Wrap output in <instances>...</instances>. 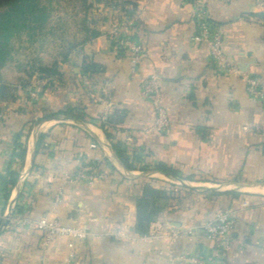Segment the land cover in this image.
<instances>
[{
    "label": "crops",
    "instance_id": "1",
    "mask_svg": "<svg viewBox=\"0 0 264 264\" xmlns=\"http://www.w3.org/2000/svg\"><path fill=\"white\" fill-rule=\"evenodd\" d=\"M205 3L240 73L217 69L206 47L193 40L189 0H95L88 25L99 35L85 39L81 61L74 54L64 67L67 87L46 88L42 100L30 104L22 84L0 81L1 264H68L71 239L46 248L42 231L16 225L14 216L85 226L89 235L73 242L70 264H185L183 255L213 264H264V106L245 85L247 75L264 81V0ZM121 19L134 23L131 35L146 49L135 75L113 30ZM88 64L93 69L84 74ZM152 73L169 112L168 134L141 131L153 120L140 90ZM67 106L84 108L91 119H52ZM15 142L25 146L22 163ZM113 143L122 145L131 169ZM93 163L103 178L75 180L82 166ZM159 163L177 169L179 180L158 172ZM10 171L18 176L6 191L2 179ZM149 180L171 192L159 202L148 232L140 234L136 200ZM225 209L236 211L225 249L200 230L176 239L166 235L170 227L195 228Z\"/></svg>",
    "mask_w": 264,
    "mask_h": 264
},
{
    "label": "rangeland",
    "instance_id": "2",
    "mask_svg": "<svg viewBox=\"0 0 264 264\" xmlns=\"http://www.w3.org/2000/svg\"><path fill=\"white\" fill-rule=\"evenodd\" d=\"M94 2L25 0L22 8L15 10L0 4V81L22 84L30 104L40 102L46 88L67 87L68 70L63 69L70 67L74 54L78 61L82 59L85 39L94 31L88 25L93 24L89 17ZM117 28L115 24L113 30L118 35ZM68 109L84 111L80 106L62 110Z\"/></svg>",
    "mask_w": 264,
    "mask_h": 264
},
{
    "label": "built area",
    "instance_id": "3",
    "mask_svg": "<svg viewBox=\"0 0 264 264\" xmlns=\"http://www.w3.org/2000/svg\"><path fill=\"white\" fill-rule=\"evenodd\" d=\"M189 3L192 6L193 19L196 25V32L193 36V40L197 44L206 47L212 64L217 69L230 73H240L239 67L225 51L224 30L221 25L210 19L205 0H189ZM117 26L118 35L115 33L116 40L118 45L128 52L130 58V71L132 75H135L138 73L142 62L145 60L146 49L140 41L131 35L134 26L132 21L121 19L118 21ZM245 85L246 91L251 99L260 101L264 106V81L253 75H247L245 77ZM140 90L141 97L149 102L153 110L152 123L151 125L144 126L141 130L142 133L168 134L171 130V120L158 75L152 73L143 79ZM31 95L32 98H37V95L34 93H31ZM90 146L92 149H97L96 143H91ZM104 176V171L101 170L97 164L93 163L82 166L75 173L74 178L75 180H84L92 183ZM60 194L61 192L59 191V195L56 196L57 202H60ZM13 222L21 227H33L42 231V244L46 248L59 238L68 237L71 239L72 242L69 244V253L65 259L68 264L72 263L76 257L75 245L73 242L78 239H85L89 235L85 226L67 225L57 219L49 221L45 218L35 219L31 217L14 216ZM235 222L236 211L233 209H225L217 212L211 220L195 228L170 227L166 235L171 239H176L190 236L195 230H200L217 249L221 250L229 247L230 237L233 233ZM181 259L185 261V264H213V261L208 263L197 255H183Z\"/></svg>",
    "mask_w": 264,
    "mask_h": 264
},
{
    "label": "trees",
    "instance_id": "4",
    "mask_svg": "<svg viewBox=\"0 0 264 264\" xmlns=\"http://www.w3.org/2000/svg\"><path fill=\"white\" fill-rule=\"evenodd\" d=\"M24 1L25 0H0V4L11 5V7L14 8L15 10L17 8H22L23 6L22 4ZM98 35H99L98 32L96 31L92 32V37H97ZM92 67H93V64H88L84 66L85 70L83 71V73L85 74L89 72V70L91 71V69H93ZM60 114L80 120V121H89L91 119V117L88 116V114L85 111L71 110V109L58 111L57 113H53L51 116L60 115ZM100 126L102 128L104 127L103 124H100ZM106 135L110 137V133L107 132V129H106ZM41 140H42V137H40L39 141ZM39 141H38V144H39ZM113 145H114V149L116 151L117 157L124 162L127 168L131 169L132 165L128 163L127 161L128 156L126 155L124 149H122L121 147L122 145L121 144L117 145L116 143H113ZM15 146L17 149L20 150L19 153H17L16 155L19 157L22 163L24 160V156H25V146L21 142H15ZM134 158L136 160H140V159L142 160L141 155L135 154ZM156 170L164 174H170L174 177L180 176V173L177 169L168 168L163 163L157 164ZM17 176H18L17 172L10 171L5 177H3L2 181H3L6 191H8L10 188H13L15 186L16 181H17ZM184 178L191 179V177H184ZM197 180L204 181L205 179L200 178ZM154 183H156V181L154 180H149V181L144 182L142 184V192L136 200V208H137L136 228L140 234H144L148 232L150 224L155 220L156 216L159 214L161 210V207L159 206V202L161 200L167 199L169 197V193L171 192L168 189L159 188V187H156V185L154 186L153 185ZM172 189L174 192V189H175L174 185ZM7 194L8 192H6V196Z\"/></svg>",
    "mask_w": 264,
    "mask_h": 264
},
{
    "label": "water",
    "instance_id": "5",
    "mask_svg": "<svg viewBox=\"0 0 264 264\" xmlns=\"http://www.w3.org/2000/svg\"><path fill=\"white\" fill-rule=\"evenodd\" d=\"M53 120H71V121H74V122H76V123H78V124H81V123H83L82 121H80V120H77V119H74V118H71V117H68V116H65V115H56V116H54L53 118H52ZM166 176H168V177H171V178H174V179H176V180H179L178 178H176V177H174V176H172V175H170V174H166ZM10 216H11V209L9 210V213H8V215L6 216V219H5V222H4V226H6L7 224H8V222H9V219H10Z\"/></svg>",
    "mask_w": 264,
    "mask_h": 264
},
{
    "label": "bare ground",
    "instance_id": "6",
    "mask_svg": "<svg viewBox=\"0 0 264 264\" xmlns=\"http://www.w3.org/2000/svg\"><path fill=\"white\" fill-rule=\"evenodd\" d=\"M264 190V189H263Z\"/></svg>",
    "mask_w": 264,
    "mask_h": 264
}]
</instances>
